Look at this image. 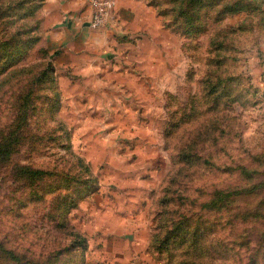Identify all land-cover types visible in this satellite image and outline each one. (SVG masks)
<instances>
[{
  "label": "rangeland",
  "instance_id": "obj_1",
  "mask_svg": "<svg viewBox=\"0 0 264 264\" xmlns=\"http://www.w3.org/2000/svg\"><path fill=\"white\" fill-rule=\"evenodd\" d=\"M143 1L160 21L153 83L124 100L60 68L46 0H0V264H152L134 250L148 241L170 264L180 250L151 240L187 213L207 221L202 242L228 245L198 264H264V0H216L192 34L172 27L179 2ZM235 185L247 219L203 206ZM134 202L143 220L128 229Z\"/></svg>",
  "mask_w": 264,
  "mask_h": 264
},
{
  "label": "crops",
  "instance_id": "obj_2",
  "mask_svg": "<svg viewBox=\"0 0 264 264\" xmlns=\"http://www.w3.org/2000/svg\"><path fill=\"white\" fill-rule=\"evenodd\" d=\"M155 13L143 0H117L115 13L108 24L92 29V8L87 0H46L42 11L51 49L53 46L60 45L62 48L66 45L57 60L60 68L79 71L82 83L104 86L105 95L109 98H114L113 87L119 86L123 94H117L124 100L127 92L123 87H147L153 83L152 68L146 64L151 60L148 54H151L152 48L146 45L160 34V21ZM125 36L128 43L120 40V37ZM129 40L137 41L138 45ZM129 60L133 63H129ZM130 99L132 97L127 100ZM136 206L134 202L126 209L129 214L128 219L125 218L128 229L132 225L130 222L143 220L139 218ZM139 224L142 221L136 225ZM134 250L138 257L146 255L152 264H162L149 251V241L144 250L140 251L136 247ZM136 264L149 263L138 260Z\"/></svg>",
  "mask_w": 264,
  "mask_h": 264
},
{
  "label": "trees",
  "instance_id": "obj_3",
  "mask_svg": "<svg viewBox=\"0 0 264 264\" xmlns=\"http://www.w3.org/2000/svg\"><path fill=\"white\" fill-rule=\"evenodd\" d=\"M174 3L179 2V5L173 7L171 9L174 12V21L172 23V27L182 28L184 33L192 34L198 33L203 30L204 23L201 20L200 10L204 6H216L217 1L214 0H173ZM244 8V5L241 3H234V7L232 12L241 10ZM165 12V11H164ZM226 14L229 11H224ZM223 12V13H224ZM163 14V13H162ZM219 14L220 11H219ZM16 37V36H15ZM14 37V38H15ZM38 38H35L37 40ZM15 54V53H14ZM49 66V65H48ZM5 70L4 68L2 71ZM48 70L50 72L53 71L52 67H49ZM0 71V72H2ZM243 173L247 174L250 170L247 168H242ZM251 172V171H250ZM242 173V172H241ZM252 178V177H250ZM247 186V184H246ZM241 185H235L231 187V189L224 190H216L214 192V196L207 201L203 206L205 208H212L217 213L221 214V210L225 208H230L238 211L240 218L247 219L248 214H252L250 212H242L239 205L234 206L235 203H238L243 195L247 192V187ZM257 188V185L253 184L252 190ZM165 201V200H164ZM237 217V215H235ZM254 217H259V215H255ZM228 218V217H227ZM171 225L164 233V239L159 240L157 235H153L151 240V248L156 252H172L173 249H179L180 257H177L176 254H172L169 258L170 264H198L197 261L201 262V258L210 257L211 260L217 262L218 254L217 247L222 248V251H226L228 249L227 244H216L213 248L210 245H206L202 242L206 231H207V221L203 219L201 215H189L180 214V217L177 219L171 218ZM221 220V219H220ZM230 224L232 223L231 218H228ZM225 223L221 224L222 226L226 225ZM214 223V222H213ZM215 224V223H214ZM220 225V224H218ZM217 226V224H216ZM84 242V241H83ZM86 245V244H85ZM84 245V246H85ZM173 247V248H171ZM219 252V251H218ZM216 264V263H214Z\"/></svg>",
  "mask_w": 264,
  "mask_h": 264
},
{
  "label": "built area",
  "instance_id": "obj_4",
  "mask_svg": "<svg viewBox=\"0 0 264 264\" xmlns=\"http://www.w3.org/2000/svg\"><path fill=\"white\" fill-rule=\"evenodd\" d=\"M92 8L90 27L99 29L108 24L113 17L117 5V0H87Z\"/></svg>",
  "mask_w": 264,
  "mask_h": 264
}]
</instances>
